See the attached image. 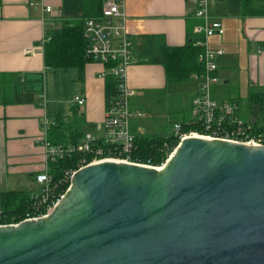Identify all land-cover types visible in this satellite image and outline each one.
<instances>
[{
    "label": "water",
    "instance_id": "obj_1",
    "mask_svg": "<svg viewBox=\"0 0 264 264\" xmlns=\"http://www.w3.org/2000/svg\"><path fill=\"white\" fill-rule=\"evenodd\" d=\"M0 264H264V145L190 136L161 168L86 165L48 215L0 226Z\"/></svg>",
    "mask_w": 264,
    "mask_h": 264
},
{
    "label": "crops",
    "instance_id": "obj_2",
    "mask_svg": "<svg viewBox=\"0 0 264 264\" xmlns=\"http://www.w3.org/2000/svg\"><path fill=\"white\" fill-rule=\"evenodd\" d=\"M33 1L37 4L32 5ZM247 2L245 12L244 0H209V16L223 29L208 40L224 52L217 62L218 81L211 88V95L220 102L241 105L250 89L264 91V0ZM43 6H50L51 12H44ZM124 13L135 57L127 74L128 85L135 91L131 106L143 115L144 107L152 108L153 98L170 91L162 65L152 61L155 53L163 46L183 47L198 38L194 33L198 21L187 0H124ZM81 14L82 0H0V73L12 78L11 99L0 103L3 178L26 175L35 180L42 172L44 119L66 126L75 123L83 133L104 136L99 129L106 110L105 78L99 75L105 66L87 61L81 70L50 68L39 45L50 30ZM193 75L187 82V106L200 89ZM77 95L84 98L81 106L72 102ZM186 111L180 115L184 117ZM141 117L133 120L132 132L153 135L143 133L148 122Z\"/></svg>",
    "mask_w": 264,
    "mask_h": 264
},
{
    "label": "built area",
    "instance_id": "obj_3",
    "mask_svg": "<svg viewBox=\"0 0 264 264\" xmlns=\"http://www.w3.org/2000/svg\"><path fill=\"white\" fill-rule=\"evenodd\" d=\"M187 1L192 6L194 18L198 21L194 27V33L198 38L194 40L193 45L199 48L197 60L202 66V72L193 75V78L199 81L200 89L192 96L190 104L201 131H184L179 123H175L171 128V135L176 144L159 164H144L131 159L135 138L131 125L133 120L142 116L141 112L132 109L131 101L135 91L127 82L128 68L135 61L133 41L126 28L124 0H104L101 14L84 20L83 37L86 41V59L105 66L99 77L111 76L115 81V94L106 105L101 126L104 132L102 137L104 145L108 146L92 148L91 143L97 137L91 133H85L76 146L52 145L47 139V129L53 122L44 119L42 121L44 131L40 138L44 168L35 176L39 190L33 195L31 209L27 210L19 221H14V218L9 220L0 209V226L16 225L24 220L45 217L51 212L65 191L62 194L55 193L58 184L52 181V176L48 172L49 164L73 152L91 154V159L88 161L82 159L75 169L64 173L61 183L68 185L72 174L78 169L106 160L161 168L180 141L190 136L255 146L264 145V129L255 130L251 119H242L239 116V106L235 102L225 100L218 103L211 95V88L218 81L217 62L224 52L222 49L213 48L208 40L213 35H221L223 29L218 21L212 20L209 16V0ZM31 4L35 5L37 1ZM43 11L50 13L51 7L43 6ZM48 40L49 36L46 34L39 42L40 47L43 48ZM72 102L81 106L84 104V98L77 95L73 97Z\"/></svg>",
    "mask_w": 264,
    "mask_h": 264
},
{
    "label": "trees",
    "instance_id": "obj_4",
    "mask_svg": "<svg viewBox=\"0 0 264 264\" xmlns=\"http://www.w3.org/2000/svg\"><path fill=\"white\" fill-rule=\"evenodd\" d=\"M104 0H82V14L75 21L67 22L59 28H53L47 33L49 40L43 45L44 63L50 68L76 67L81 70L84 64L89 61L85 57L86 41L83 37L84 20L90 17H97L101 14V6ZM249 0H244L243 8ZM246 12V11H245ZM194 39L183 47H162L152 59L153 62L162 65L166 82L168 84H183L189 82L193 74L201 73L202 66L197 60L199 48L193 45ZM12 78L7 74L0 73V103H8L11 99ZM115 94V81L111 76L105 78V99L106 105ZM191 101V99H190ZM239 106V116L242 119H251L255 130L264 129V91L250 89L246 96L244 106ZM243 108V110H242ZM186 114L179 121H174L170 131L160 135H139L135 134L134 150L131 159L144 164L157 165L164 158L165 154L171 151L176 142L172 139L171 128L173 124L179 123L184 131H201L199 122L192 114L191 104L186 106ZM184 109V110H185ZM184 110L178 111L182 113ZM63 126V127H62ZM66 125L55 122L47 129V139L52 145L76 146L79 144L85 133L75 123ZM104 141L97 138L91 143L92 148H103ZM82 159H91V154H72L50 163L48 172L52 181L58 184L56 194H62L68 184L61 183L66 171L75 169ZM31 191H0V209L9 220L19 221L24 217L27 210L31 209L34 201Z\"/></svg>",
    "mask_w": 264,
    "mask_h": 264
},
{
    "label": "rangeland",
    "instance_id": "obj_5",
    "mask_svg": "<svg viewBox=\"0 0 264 264\" xmlns=\"http://www.w3.org/2000/svg\"><path fill=\"white\" fill-rule=\"evenodd\" d=\"M188 83L183 84H169V92L161 94L158 97L153 98L152 108L143 109L142 121L148 122V130H144V134L160 135L170 131L171 124L182 118L178 111L184 110L189 100V92L187 90ZM240 97H245L246 93L241 92ZM189 96V97H188ZM241 105L244 106L245 101H240ZM220 103V101H218ZM189 106V104H188ZM243 110V108H242ZM151 114H149V112ZM101 133L103 132V129ZM24 189L27 191L37 192L39 185L35 182L32 177L26 175L22 176H11L7 175L5 178L1 176L0 171V190H20Z\"/></svg>",
    "mask_w": 264,
    "mask_h": 264
},
{
    "label": "bare ground",
    "instance_id": "obj_6",
    "mask_svg": "<svg viewBox=\"0 0 264 264\" xmlns=\"http://www.w3.org/2000/svg\"><path fill=\"white\" fill-rule=\"evenodd\" d=\"M193 137H197V136H193Z\"/></svg>",
    "mask_w": 264,
    "mask_h": 264
}]
</instances>
